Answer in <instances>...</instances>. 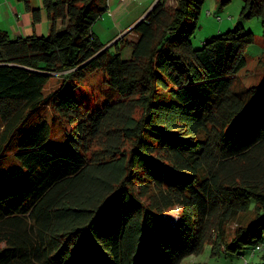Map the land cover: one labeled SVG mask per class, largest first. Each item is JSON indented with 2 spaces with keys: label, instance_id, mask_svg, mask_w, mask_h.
Segmentation results:
<instances>
[{
  "label": "trees",
  "instance_id": "16d2710c",
  "mask_svg": "<svg viewBox=\"0 0 264 264\" xmlns=\"http://www.w3.org/2000/svg\"><path fill=\"white\" fill-rule=\"evenodd\" d=\"M205 1L157 0L106 49L107 0H42L48 36L0 31V264H203L184 260L206 244L264 264V56L242 86L241 21L194 47ZM244 2L264 36V0ZM98 71L121 98L91 110L71 83Z\"/></svg>",
  "mask_w": 264,
  "mask_h": 264
},
{
  "label": "rangeland",
  "instance_id": "374dc122",
  "mask_svg": "<svg viewBox=\"0 0 264 264\" xmlns=\"http://www.w3.org/2000/svg\"><path fill=\"white\" fill-rule=\"evenodd\" d=\"M244 0H231L228 4L222 5L220 0H206L200 16L198 18V26L192 37V44L194 47H200L202 43L214 35L233 29L238 22H242L247 30L252 31L255 34L256 41L248 45L244 50V56L247 60L246 67L238 73L237 81L242 86H250L259 81V77L262 74V69L257 64L259 58L264 56V36L261 19L259 17H253L250 19H242L241 11L244 6ZM168 4L174 6L177 4V0H168ZM210 12L211 14H208ZM220 17V19H219ZM109 18L112 19L108 10L95 22L97 28H101L103 32V38L100 39L102 43L109 38L107 35L109 30ZM93 26V27H94ZM112 29L109 33L112 34ZM48 36L49 32L42 34ZM60 83V77L51 78L45 87V93L55 89ZM79 86H76L75 82L71 83V88H75L77 99L82 102L89 109L95 110L102 107L106 103L115 102L121 98V95L115 90L111 89L106 83V78L101 72H95L88 75L87 78L80 81ZM41 118L51 119V109L43 108L40 113ZM4 124L0 118V135L3 131ZM51 143L58 145L65 143V129L59 124L53 125V132L51 136ZM179 207L168 210L165 213L167 220L176 221L179 215ZM250 213L241 216L236 222L229 223L226 226V233L228 239L233 236V231L240 221L248 217ZM213 236L217 228L213 227ZM213 242V241H212ZM246 257L249 259V264H256L259 262V254L254 258L249 256L247 250L244 251ZM186 263H203V264H245L244 258L238 256V254H224L221 256H215L212 254L210 244H206L204 250L199 254H194L186 257L184 260Z\"/></svg>",
  "mask_w": 264,
  "mask_h": 264
},
{
  "label": "crops",
  "instance_id": "0c3cea01",
  "mask_svg": "<svg viewBox=\"0 0 264 264\" xmlns=\"http://www.w3.org/2000/svg\"><path fill=\"white\" fill-rule=\"evenodd\" d=\"M157 0H107V10L112 16L109 18V30L113 33L105 41L106 44L114 43L122 34L133 28L148 13ZM37 12L36 19L34 13ZM64 22L59 20L57 28L62 29ZM6 31L11 37L38 35L50 33L51 23L42 0H29L26 5L20 0H0V31ZM94 33L102 39L103 32L96 25ZM111 31V32H112Z\"/></svg>",
  "mask_w": 264,
  "mask_h": 264
},
{
  "label": "water",
  "instance_id": "95a60500",
  "mask_svg": "<svg viewBox=\"0 0 264 264\" xmlns=\"http://www.w3.org/2000/svg\"><path fill=\"white\" fill-rule=\"evenodd\" d=\"M126 33H127V32H126ZM126 33L122 34V35L119 36L117 39H115V40H114V43H116V42H117L121 37H123ZM112 44H113V43H110V44L106 45V46L104 47V49L110 47Z\"/></svg>",
  "mask_w": 264,
  "mask_h": 264
},
{
  "label": "built area",
  "instance_id": "2783aa9c",
  "mask_svg": "<svg viewBox=\"0 0 264 264\" xmlns=\"http://www.w3.org/2000/svg\"><path fill=\"white\" fill-rule=\"evenodd\" d=\"M122 1H124V0H122ZM208 14H211L210 12H208ZM219 19H220V17H219ZM257 249L258 250H261V249H263V247L262 246H260V247H257Z\"/></svg>",
  "mask_w": 264,
  "mask_h": 264
}]
</instances>
